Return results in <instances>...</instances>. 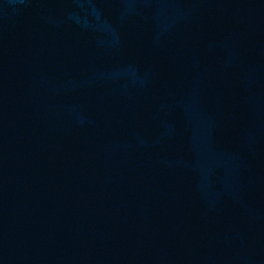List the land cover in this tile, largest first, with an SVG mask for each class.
Here are the masks:
<instances>
[{
  "label": "water",
  "instance_id": "obj_1",
  "mask_svg": "<svg viewBox=\"0 0 264 264\" xmlns=\"http://www.w3.org/2000/svg\"><path fill=\"white\" fill-rule=\"evenodd\" d=\"M0 264H264V0H0Z\"/></svg>",
  "mask_w": 264,
  "mask_h": 264
}]
</instances>
